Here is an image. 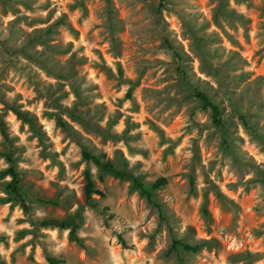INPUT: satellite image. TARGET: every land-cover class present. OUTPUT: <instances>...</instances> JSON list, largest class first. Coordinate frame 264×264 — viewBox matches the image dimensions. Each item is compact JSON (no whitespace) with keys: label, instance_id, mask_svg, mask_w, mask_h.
<instances>
[{"label":"clouds","instance_id":"obj_1","mask_svg":"<svg viewBox=\"0 0 264 264\" xmlns=\"http://www.w3.org/2000/svg\"><path fill=\"white\" fill-rule=\"evenodd\" d=\"M45 2L46 0H38L34 7L38 9V6ZM129 2L133 4L130 18L138 21L134 27L144 29L146 35L142 34L143 39L135 37L136 48L129 54L131 58L125 57L126 75L123 80L116 76L115 63L109 66L113 79L107 85L109 91L106 95L115 107L98 108L96 92L84 91L95 82L94 80H88L81 86L83 95L91 98L89 106L93 111L87 117L90 127L70 118L69 110L77 101L71 91L69 99L60 101L63 110L59 114L67 122V129L56 125L55 108L43 109L49 115L37 120L33 126L15 119L5 109L4 104L0 103V120L7 125L8 131L7 137L0 135V211L3 212V215H0V264H50L51 261H63L64 264H176L175 254L171 258L165 257L172 240L179 239L186 232V226L174 219L175 196L165 200L160 195L164 186L155 189L152 183L141 178L168 175L167 169L174 162L185 172L190 171L193 165V145L199 144L201 140L197 129L203 127L207 117L199 112L193 115L192 101L187 98V92L174 78L169 79L167 84L164 83L168 75L164 70L168 68L173 57L166 49L158 48L157 42L168 36L183 50V41H187V48L191 49L186 55L189 79L200 81L209 90L217 93L218 99L223 101V106L229 111L233 101L239 99L243 91V85H235L231 80L238 77L244 68L233 70L230 77L221 81L213 75L211 69L204 66L191 37L182 25V20L191 9L185 8L183 13L179 9L175 13L168 11L162 18H157L141 11L146 3H151L152 0ZM188 3L198 4V0H188ZM228 5L230 10H234V18L231 21L222 20L221 23L230 37L240 40L246 31L250 32L258 42V47L264 49V0H228ZM52 6H57L56 0H52ZM17 15L41 16L44 13L37 10L29 14L21 9ZM0 17H3L2 5ZM169 17L172 18L170 23H174L178 31H173L164 23ZM7 19L12 21L16 16L9 11ZM209 22L210 17H201L197 23L202 25ZM94 23L100 27L93 31L92 36L87 37L92 41L88 48H94L101 43L110 45L104 18L101 17ZM20 27L24 28V24L21 23ZM26 31L31 32L32 29ZM97 31L99 35H96ZM180 34L183 35V41ZM83 42L81 40V43ZM37 50L42 51L39 46ZM68 56H71V53ZM259 58H264V51L260 53ZM161 61L163 63H160ZM91 63L98 73L106 74L102 73L105 66L101 58L93 55ZM31 68L38 74L37 79L43 85L64 83L51 81L36 65ZM145 70L149 73L147 78L156 74V84L140 93L136 88L135 74ZM19 79L17 76V80ZM115 84H119V87H113ZM24 86L28 87L27 84ZM130 89L131 99H126L125 94ZM35 95L37 93L29 92V97ZM5 99L9 102L15 100L16 93H8ZM39 108L40 102L37 101L32 110L34 118ZM26 110V107L21 109ZM136 112H139V115H134ZM120 113H123V116ZM178 116L183 119L173 124ZM20 126L22 131L17 130ZM33 127L39 129L43 139L33 131ZM181 137L185 143H181ZM62 149L65 151L62 152ZM85 150L92 153L93 159L84 157ZM213 158L219 160V155ZM109 164L117 171L126 173L120 179L119 185L116 184L115 177L112 184L108 183L110 172L105 166ZM124 165L127 167L124 168ZM45 167L47 173L41 175ZM230 167V162H226L224 169L217 165V170L227 171ZM89 176L96 186L90 201L84 191L89 184ZM101 176L104 177L103 184L100 183ZM129 176L141 179L143 188L137 187L135 180L129 179ZM198 176L197 188L207 189L203 176L200 173ZM17 177L24 181L26 186L34 185L28 188L29 199L25 203H28L30 212L26 216H22L21 202L17 201L11 192L5 191L7 185L16 183ZM216 182L219 183V179H216ZM146 190L152 192L154 201H150L145 195ZM181 191L186 193L187 188L184 187ZM98 192L103 195H97ZM57 194L59 199L56 203L60 205L59 208L53 209L48 204L35 202L38 195L55 198ZM9 210H12V215L5 221ZM17 218L23 219L22 225L15 223ZM53 218L61 224L40 226ZM67 218H72L70 223L74 221L76 227L62 225ZM170 219L172 223H169ZM20 228L27 234L22 239H17ZM37 249L40 251L37 252ZM239 250L243 251V247ZM260 264H264V261Z\"/></svg>","mask_w":264,"mask_h":264},{"label":"rangeland","instance_id":"obj_2","mask_svg":"<svg viewBox=\"0 0 264 264\" xmlns=\"http://www.w3.org/2000/svg\"><path fill=\"white\" fill-rule=\"evenodd\" d=\"M56 2L57 6L53 7L52 0H46L37 9L34 5H37L38 0H0V5L3 7V17H0V65H2L0 103L4 104L5 109L15 119L33 126L37 120L49 115L43 109L55 108L57 109L56 125L67 129V122L59 114L63 110L60 101L69 99V91H71L77 97V101L69 110L70 118L90 127L87 117L93 111L89 106L91 98L83 95L81 86L88 80H94L95 82L84 91L96 92L95 100L98 108L115 107L106 95L109 91L107 85L113 79L109 66L114 62L116 76L119 80H123L126 75L125 57L131 58L129 54L136 48L135 37L143 39L142 34L146 35V33L144 29L134 27L138 21L130 18L133 4L129 0H56ZM185 8L191 11L182 20V25L191 37V42L200 54L204 66L211 69L213 75L221 81L230 77L233 70L239 71L243 67L244 71L231 80L235 85H243V91L240 98L233 101L229 111L223 106V101L218 99L217 93L209 90L202 82L189 79L186 55L191 49L187 48V41H183L182 34L180 38L184 43L183 50H180V45L168 36L158 41L157 47L166 49L173 57L168 68L164 70L168 73L164 83L167 84L169 79L174 78L176 83L187 92V98L192 101L193 115L199 112L207 119L203 127L197 129V135L201 140L199 144L193 145V165L190 171L185 172L178 163L174 162L167 169L168 175L141 179H146L153 185L160 178H167L160 195L165 200L175 196L174 219L186 226L185 234L179 239L203 244L197 252L182 248L176 250L173 248L175 240L173 239L171 247L165 253L166 259L175 254L176 264H260L264 261V58L259 57L264 49L258 47V42L250 32L246 31L240 40L230 37L226 32L221 21H231L234 18V10L229 9L228 0H198V4H189L188 0H158V2L152 0L151 3H146L141 11L146 15L162 18L165 12L175 13L179 9L183 13ZM21 9L29 14L39 10L44 15H17ZM9 11L16 16L15 20L7 19ZM101 17L104 18L105 30L111 44L101 43L89 49L88 45L92 41L87 37L92 36L95 29H99L100 25L94 21ZM201 17L205 19L210 17V22L198 25L197 22ZM171 19L169 17L164 23L173 31H178L175 24L170 23ZM21 23L24 24V28L20 27ZM29 28L32 29L31 32L26 31ZM208 29L213 31L209 32ZM99 34L97 31L96 35ZM81 40L84 42L81 43ZM37 46L42 51H38ZM172 46L174 49L171 48ZM69 53L71 56H68ZM93 55L103 60L105 69H102V73L106 72V74L98 73L92 66ZM22 61L28 63L23 64ZM32 65L40 67L51 81L64 83L43 85L37 79L38 74L32 70ZM135 75L136 88L140 93L156 84V74L147 78L149 73L145 70ZM17 76L20 77L19 80ZM25 84L28 85L27 88ZM113 87H119V84ZM196 88L208 91L212 99L220 105L226 122L225 128L214 123L211 109L204 108L202 101L195 94ZM12 92L16 93V99L9 102L5 97ZM29 92L37 95L29 97ZM131 95L130 89L125 94V98L131 99ZM37 101L40 102V108L34 118L32 110ZM11 106L19 109L26 107L25 112L28 113L30 120L20 118ZM120 115L123 116V113ZM134 115H139V112ZM182 119V116H178L173 124ZM17 130L22 131V126ZM33 131L43 139L39 129L33 127ZM173 134L175 135L174 131ZM0 135H4L1 124ZM179 139L181 143H185L184 138ZM145 155L147 159L148 154ZM217 155L219 160L213 158ZM226 162H230L231 167L227 171H218L217 165L220 169H224ZM126 167L124 165V168ZM46 173L47 167L41 175ZM198 173L203 176V183L207 185V189L197 188ZM113 177L119 185L120 178L112 173L108 183H113ZM216 179H219V183ZM100 183H104L103 176L100 177ZM29 187L34 185L26 186L22 181L25 200L29 199ZM184 187L187 188L186 193L181 191ZM5 191H8L7 186ZM58 199V194L55 198L38 195L35 202L48 204L56 209L60 207L56 203ZM133 199L135 200V197ZM29 212L30 208L27 211L22 205V216H26ZM0 215H3L2 211ZM11 215L12 210H9L5 221ZM161 218H164L163 211ZM48 221L40 226L46 227ZM23 222L22 218H17L15 221L17 225H22ZM172 222L170 219L169 223ZM26 234V231L20 228L17 239H22ZM230 236L232 239H229ZM121 244L123 245L122 240ZM240 247H243V251L239 250Z\"/></svg>","mask_w":264,"mask_h":264},{"label":"trees","instance_id":"obj_3","mask_svg":"<svg viewBox=\"0 0 264 264\" xmlns=\"http://www.w3.org/2000/svg\"><path fill=\"white\" fill-rule=\"evenodd\" d=\"M172 49H174V47L172 46L171 47ZM184 73V71H182ZM195 94L197 95V97L202 101V104L204 106V108H209L211 109L212 111V118H213V121L216 125H218L219 127L221 128H225L226 126V122L223 118V115H222V108L220 107V105L218 103H216L212 97L210 96L209 92L208 91H205V90H202L200 88H196L195 89ZM12 109L15 111V113L22 119L28 121L30 120L29 116H28V113L25 112V111H21V109L15 107V106H11ZM0 124H1V128H2V133L4 134L5 137H7V134H8V131H7V125L2 121L0 120ZM84 157L86 159H93V156H92V153L88 150H85L84 151ZM9 159H11V157L9 156ZM106 169L114 174L117 178H120L122 179L126 173L123 172V171H117L115 169V167L111 164L109 165H106L105 166ZM129 179H133L135 180V184L137 187H141L143 188V185L141 184V179H136L132 176H129L128 177ZM167 183V178L166 177H162L160 178L159 180H157L154 184H153V188H159L161 186H163L164 184ZM95 185L91 182V177L89 176V184L88 186L86 187L85 189V192H87L88 194V197H89V201L91 200V196H92V193L95 189ZM7 190L9 192H11V194L16 197L19 201L22 202V205L24 206V208L28 211L29 210V207L28 205L25 203V196L23 195V191H22V180L19 179V177L16 178V183L15 184H12V185H7ZM97 195H103L102 192H98ZM145 195H147L149 197V200L150 201H154V196L152 194L151 191H145ZM45 202H49V201H45ZM158 205V204H157ZM72 220V218H67L65 219L63 222H62V225H69V226H72V227H76L74 221L70 223V221ZM48 224H61L60 221L58 220H55V219H52V220H49L47 223ZM203 244H194V243H191V242H187V241H184L182 239H175L174 240V243H173V248L176 249V250H180L181 248L186 250V251H193V252H197L201 247H202ZM50 264H64L63 261H60V262H56V261H51Z\"/></svg>","mask_w":264,"mask_h":264}]
</instances>
